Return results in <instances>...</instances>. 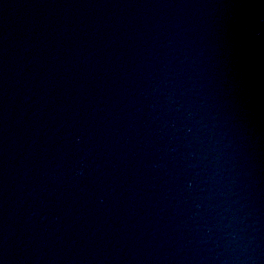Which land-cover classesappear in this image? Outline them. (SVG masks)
I'll return each instance as SVG.
<instances>
[{
    "label": "water",
    "instance_id": "water-1",
    "mask_svg": "<svg viewBox=\"0 0 264 264\" xmlns=\"http://www.w3.org/2000/svg\"><path fill=\"white\" fill-rule=\"evenodd\" d=\"M0 264H264V0H0Z\"/></svg>",
    "mask_w": 264,
    "mask_h": 264
}]
</instances>
